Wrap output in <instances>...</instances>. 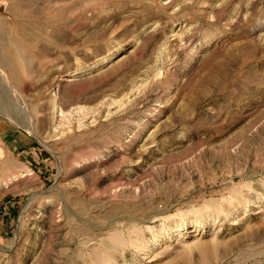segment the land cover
Listing matches in <instances>:
<instances>
[{"label":"rangeland","instance_id":"374dc122","mask_svg":"<svg viewBox=\"0 0 264 264\" xmlns=\"http://www.w3.org/2000/svg\"><path fill=\"white\" fill-rule=\"evenodd\" d=\"M0 7V264H264V0Z\"/></svg>","mask_w":264,"mask_h":264},{"label":"water","instance_id":"95a60500","mask_svg":"<svg viewBox=\"0 0 264 264\" xmlns=\"http://www.w3.org/2000/svg\"><path fill=\"white\" fill-rule=\"evenodd\" d=\"M2 13H3V8L0 7V17L2 15Z\"/></svg>","mask_w":264,"mask_h":264}]
</instances>
